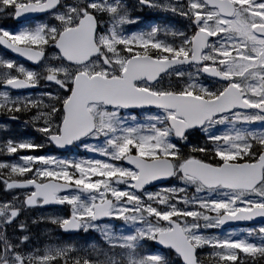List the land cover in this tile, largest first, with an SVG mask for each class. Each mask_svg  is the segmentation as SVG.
<instances>
[{"label":"snow or ice","instance_id":"1","mask_svg":"<svg viewBox=\"0 0 264 264\" xmlns=\"http://www.w3.org/2000/svg\"><path fill=\"white\" fill-rule=\"evenodd\" d=\"M135 8L184 25L129 31L123 0H0L24 21L0 47L34 66L0 57V115L41 137L0 139V264H264V223L209 231L264 218V0ZM48 205L68 214L28 215ZM42 223L99 240L34 244Z\"/></svg>","mask_w":264,"mask_h":264},{"label":"rangeland","instance_id":"2","mask_svg":"<svg viewBox=\"0 0 264 264\" xmlns=\"http://www.w3.org/2000/svg\"><path fill=\"white\" fill-rule=\"evenodd\" d=\"M123 2H125L128 5L132 16L139 18L136 24L141 23V26L144 27V28H141L139 26H136V24H130V25L126 26L127 30H129V31L147 30L148 26L153 24V23L165 24L163 22L168 21L169 18H171V16H172L170 13L158 12L156 10H152V9H148V8L137 9V8H135L136 0H123ZM157 13L160 16H158ZM46 19H47V17H44L41 21H44ZM168 24L171 26H174V24L173 25L171 23H168ZM25 66L28 67L27 65H25ZM22 117L28 118L27 116H22ZM2 127L7 128V125L5 124ZM28 127L29 126H25L22 128V133H24V134L21 135V137L27 138V135H28V138L32 139V137L29 134V131H32V132H34V131H33V129H29ZM30 128H32V127L30 126ZM15 138H20V137H15ZM79 149H81L80 150L81 152L88 153L86 150H84L82 148H77L76 150L73 151V154L76 153ZM47 150H48V146H46L44 149L38 150L37 154H51V155L58 156L55 153H53L52 151H47ZM22 154H29V153L27 151H25ZM61 157H63V156H61ZM67 158H69V157H67ZM3 159H5V157H0V160H3ZM9 159H11V158H9ZM156 189H158V188H156ZM156 189H154V190H156ZM0 193H1V195H3V192L1 190H0ZM189 195H191V190L189 191ZM0 199H2V197H0ZM67 214H68V209L66 206H65V209H63V210H59V211L56 210V211L50 212V215L64 216ZM120 223H121L120 221L113 220V224H115L117 227L120 225ZM219 229H212L209 231L214 232L216 234L223 235L224 233H217V230H219ZM32 231H33V242H34V244H39L41 246H43L44 244H47L50 240H65V241L77 240V241H80L81 243L85 242L86 240H99V234H97V233H90V234L83 233L82 237L73 238V239H66L62 235L63 234L62 231H60L58 228H56V226L51 225L49 223H42L39 225H34V228H32ZM233 231L239 232L240 229L233 230ZM146 250H152V249L148 248Z\"/></svg>","mask_w":264,"mask_h":264},{"label":"flooded vegetation","instance_id":"3","mask_svg":"<svg viewBox=\"0 0 264 264\" xmlns=\"http://www.w3.org/2000/svg\"><path fill=\"white\" fill-rule=\"evenodd\" d=\"M19 23L16 21V19H12L11 17L7 16L5 13H0V27H4L7 28L9 30H13V29H17L18 28ZM0 56L1 57H7V58H11V59H15L11 54H9L8 52H6L2 47H0ZM18 61V60H17ZM2 118L3 116L0 115V133L2 132ZM9 127L7 128L8 130H14L15 128L13 127V124H9ZM48 210L46 209H38L36 210L34 213H29L28 215L31 216H49V213L47 212ZM32 228H34V225L31 226Z\"/></svg>","mask_w":264,"mask_h":264},{"label":"water","instance_id":"4","mask_svg":"<svg viewBox=\"0 0 264 264\" xmlns=\"http://www.w3.org/2000/svg\"><path fill=\"white\" fill-rule=\"evenodd\" d=\"M62 151H66L65 149H60ZM68 150V149H67ZM164 183V182H162ZM162 183H156L154 182L153 186L155 185H159V184H162ZM50 206H60V205H50ZM264 222V218H259L257 217L254 221H244V222H241V221H236V222H233V221H229V222H226L224 224V226L226 227H230V226H235V225H239V224H248V223H262Z\"/></svg>","mask_w":264,"mask_h":264}]
</instances>
